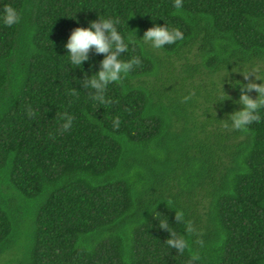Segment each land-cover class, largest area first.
I'll use <instances>...</instances> for the list:
<instances>
[{
	"label": "trees",
	"instance_id": "1",
	"mask_svg": "<svg viewBox=\"0 0 264 264\" xmlns=\"http://www.w3.org/2000/svg\"><path fill=\"white\" fill-rule=\"evenodd\" d=\"M5 2L22 19L0 23V264H264V118L247 132L220 120L241 107L233 68L264 63V0H184L177 15L174 0ZM99 12L138 37L185 33L130 46L122 58L143 63L106 103L78 84L104 54L71 68L63 46ZM158 219L189 249L170 250Z\"/></svg>",
	"mask_w": 264,
	"mask_h": 264
},
{
	"label": "clouds",
	"instance_id": "2",
	"mask_svg": "<svg viewBox=\"0 0 264 264\" xmlns=\"http://www.w3.org/2000/svg\"><path fill=\"white\" fill-rule=\"evenodd\" d=\"M173 7L174 15L181 14L184 0H174ZM68 16L77 21L79 19L75 13ZM158 17H152V19L155 21ZM21 19L22 14L19 9L11 3H6L5 0H0V23L12 27L20 23ZM120 25V18L102 15L99 12L98 18L88 21L87 26L74 28L63 45L67 54V66L71 68H82L83 64L89 61V53L93 50L97 54H104L103 59L99 61L98 70L93 71L91 75L85 72L82 79L78 78V84L81 86L79 89L91 90L92 99L100 103L108 102L105 94L109 85L122 83L137 66L142 65L143 61L138 55L131 56L129 59L122 58L124 53L129 52L130 46L136 45L143 48L148 45L152 49H162L166 45H175L185 39V33L180 27L171 26L166 22L164 24L154 23L144 31L142 37L136 35V30L135 33L121 31ZM233 71L241 72L247 81L246 83L235 81L240 95L234 102L241 107L234 109L227 114L225 119L220 120L225 129L247 132L250 125L264 118V63L251 62L248 65L240 63L233 68ZM221 88L224 95H220L216 101L228 98L222 85ZM252 92H255V96L251 95ZM70 94L75 96L77 92L73 89ZM187 99L190 97H185V100ZM62 120V129L70 130L73 125V116L65 112ZM174 214L175 221L185 225V232L193 231L191 222L185 221L183 210H175ZM158 220L160 227L169 233L164 243L170 250L175 249L178 254H182L189 249V242L184 235L171 230L168 221ZM199 259L197 253H191L190 264H194Z\"/></svg>",
	"mask_w": 264,
	"mask_h": 264
}]
</instances>
